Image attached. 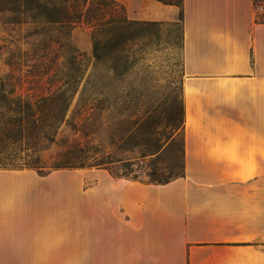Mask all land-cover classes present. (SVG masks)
<instances>
[{
	"label": "crops",
	"instance_id": "obj_1",
	"mask_svg": "<svg viewBox=\"0 0 264 264\" xmlns=\"http://www.w3.org/2000/svg\"><path fill=\"white\" fill-rule=\"evenodd\" d=\"M116 1L132 20L178 11ZM255 5L182 0L183 175L156 183L96 168L81 174L78 211L52 207V172L0 168V264H264V20Z\"/></svg>",
	"mask_w": 264,
	"mask_h": 264
},
{
	"label": "rangeland",
	"instance_id": "obj_2",
	"mask_svg": "<svg viewBox=\"0 0 264 264\" xmlns=\"http://www.w3.org/2000/svg\"><path fill=\"white\" fill-rule=\"evenodd\" d=\"M175 2L174 20L127 24L119 36L102 46L98 59L92 53L94 28L87 22L72 27L10 24L0 16V75L8 70V61H17L26 76L43 85V91L48 81L52 86L75 81L78 88L70 93L72 102L57 138L68 145L100 147L118 159L110 166L119 174L150 182L178 177L183 164V72L181 0ZM104 8L103 21L110 12L121 13L111 3ZM108 27L101 26V31L105 33ZM76 53L79 68L70 63ZM89 101L92 110L83 115ZM61 147L49 145L45 160L50 162ZM96 168L102 167L33 170L41 175L52 172V207L79 211L81 174Z\"/></svg>",
	"mask_w": 264,
	"mask_h": 264
},
{
	"label": "trees",
	"instance_id": "obj_3",
	"mask_svg": "<svg viewBox=\"0 0 264 264\" xmlns=\"http://www.w3.org/2000/svg\"><path fill=\"white\" fill-rule=\"evenodd\" d=\"M163 3L176 5L175 0H158ZM255 1V0H254ZM263 1V0H260ZM256 2V1H255ZM120 7V15L116 12L107 14L102 9L108 4ZM182 5V0H181ZM96 11L89 15L88 11ZM0 16L10 24H41L56 23L63 26H75L87 22L94 28L93 57L98 59L102 46L119 36L127 24L138 25L140 20L128 19L124 6L116 0H0ZM95 17V18H94ZM264 20V18H263ZM107 24L108 29L103 33L101 26ZM59 38L56 42H59ZM73 55L70 63L79 68V59ZM8 70L0 75V168L18 169L32 168L43 173L58 168L102 167L114 177H128L126 173H116L110 164L118 161L110 153H104L98 146L68 145L57 138L58 128L66 120L67 112L72 102V92L78 85L74 81L46 82V91L40 89L43 85L25 75L21 63L8 61ZM69 93V94H68ZM92 101L85 104L83 115L92 110ZM183 125V108L181 109ZM61 147L56 151L50 162L45 160L44 151L49 145ZM183 159V139L181 146ZM183 175V164L182 173ZM172 179V178H171ZM171 179H158L151 182L163 183Z\"/></svg>",
	"mask_w": 264,
	"mask_h": 264
},
{
	"label": "built area",
	"instance_id": "obj_4",
	"mask_svg": "<svg viewBox=\"0 0 264 264\" xmlns=\"http://www.w3.org/2000/svg\"><path fill=\"white\" fill-rule=\"evenodd\" d=\"M255 11H256V15H257L258 17H260V15H261L262 12H263V6H262L261 3H256V5H255Z\"/></svg>",
	"mask_w": 264,
	"mask_h": 264
}]
</instances>
